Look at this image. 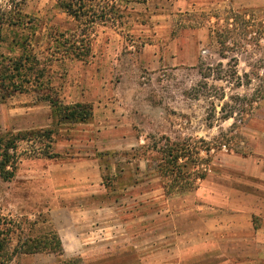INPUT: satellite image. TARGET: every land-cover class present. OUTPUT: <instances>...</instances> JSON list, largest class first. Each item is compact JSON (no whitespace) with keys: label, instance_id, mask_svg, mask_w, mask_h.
Segmentation results:
<instances>
[{"label":"rangeland","instance_id":"374dc122","mask_svg":"<svg viewBox=\"0 0 264 264\" xmlns=\"http://www.w3.org/2000/svg\"><path fill=\"white\" fill-rule=\"evenodd\" d=\"M132 1L0 0V162L9 150L13 173L0 172V229L11 250L52 241L7 264H136L103 252L96 234L124 233L113 217L151 212L144 201H181L165 194L148 146L186 140L204 158L211 148L213 174L264 151V0L163 15ZM83 104L89 118L71 119ZM71 212L84 215L76 228ZM57 231L71 250H48Z\"/></svg>","mask_w":264,"mask_h":264},{"label":"crops","instance_id":"0c3cea01","mask_svg":"<svg viewBox=\"0 0 264 264\" xmlns=\"http://www.w3.org/2000/svg\"><path fill=\"white\" fill-rule=\"evenodd\" d=\"M147 1L153 12L163 15L196 9L205 0ZM129 3L133 1L128 0L125 11L134 9ZM100 40L98 37L96 43ZM231 160L224 173L210 172L196 190L179 194L181 201H169L172 197L144 201L151 212L132 214L125 220L114 216V221L125 223L121 225L124 233L101 227L102 234L77 236L73 252L83 249L84 237L96 234L112 240L99 245L106 247L103 252H110L114 260L119 254L134 255L136 264H264V151L232 156ZM152 192L167 198L161 188H152ZM71 213L76 228L84 215ZM92 220L89 216L88 227ZM138 222H145L144 228L137 229ZM58 235L64 252L71 250Z\"/></svg>","mask_w":264,"mask_h":264},{"label":"trees","instance_id":"16d2710c","mask_svg":"<svg viewBox=\"0 0 264 264\" xmlns=\"http://www.w3.org/2000/svg\"><path fill=\"white\" fill-rule=\"evenodd\" d=\"M70 4L65 5L64 8L69 10ZM20 10V9H19ZM1 14L0 17V40L3 39V30L7 21L4 20L3 15L6 14V10ZM6 11V12H5ZM22 11V10H21ZM19 12V11H18ZM20 13V12H19ZM9 25H15L17 22L13 19V22H8ZM76 48V47H75ZM89 51V49H88ZM89 55V52L79 53L80 58L83 60L85 56ZM29 58V57H28ZM18 65L17 70H19ZM5 71V70H4ZM81 111L79 114L76 112H70V118L74 120L85 121L91 114V107L89 105H80L78 107ZM211 148L206 149V158L202 155V148L191 147L186 140L185 141H173L169 137L165 138V142L159 144H153L147 147L145 153L147 154L148 160H155L157 162L155 170L162 178V187L166 195L184 194L196 190L201 181L207 178L209 174V163L211 159L210 154ZM9 151V150H8ZM8 151L4 153L5 159L0 162V172L5 178H10L13 175L12 172L6 171V167L9 164ZM55 244L52 245L48 250H56L59 254L63 253L62 241L58 233H54L53 239ZM50 240H39L29 239L16 246L13 250L8 248L6 240L2 237L0 229V264H7L13 257L18 256L22 253H36L49 247Z\"/></svg>","mask_w":264,"mask_h":264}]
</instances>
